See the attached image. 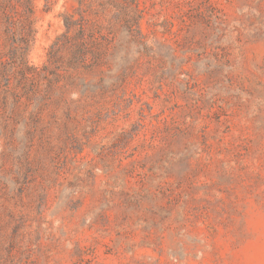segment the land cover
I'll return each mask as SVG.
<instances>
[{
    "label": "rangeland",
    "instance_id": "374dc122",
    "mask_svg": "<svg viewBox=\"0 0 264 264\" xmlns=\"http://www.w3.org/2000/svg\"><path fill=\"white\" fill-rule=\"evenodd\" d=\"M0 264H264V0H0Z\"/></svg>",
    "mask_w": 264,
    "mask_h": 264
}]
</instances>
